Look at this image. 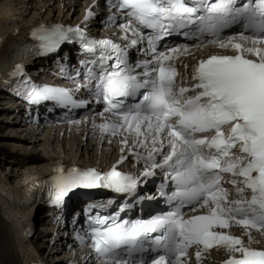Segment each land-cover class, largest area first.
Wrapping results in <instances>:
<instances>
[{"label":"snow or ice","instance_id":"6c2138e0","mask_svg":"<svg viewBox=\"0 0 264 264\" xmlns=\"http://www.w3.org/2000/svg\"><path fill=\"white\" fill-rule=\"evenodd\" d=\"M99 7L93 0L75 26L13 31L3 71L28 105L84 107L73 93L86 92L102 104L93 131L119 137L121 155L107 171L55 167L25 203L61 209L75 190L113 193L84 208L75 239L89 249L87 264H201L214 248L227 254L223 264H264V246L253 247L264 240V0H105L99 22L115 31L95 38L89 21ZM174 36L185 42L169 43ZM65 44L77 46L80 68L58 67L75 88L33 83L18 61ZM209 46L218 51L197 59ZM181 57L194 64L178 82ZM125 152L143 165L138 174L117 170ZM157 170L164 180L141 196ZM157 197L167 210L135 214Z\"/></svg>","mask_w":264,"mask_h":264},{"label":"bare ground","instance_id":"6f19581e","mask_svg":"<svg viewBox=\"0 0 264 264\" xmlns=\"http://www.w3.org/2000/svg\"><path fill=\"white\" fill-rule=\"evenodd\" d=\"M24 2H25V0H23V4H31L33 2V0H28L27 3L26 2L24 3ZM36 2H37V5L41 3L40 0H38ZM44 5H43V7H44ZM74 6L75 5L71 4L68 7H66V11H65L66 14L63 17H66L69 15L70 16L69 18H74L71 16L72 15L71 11H69ZM75 9H77L76 6H75ZM39 10H41V9H39ZM74 11H76V10H73V12ZM77 11H78V9H77ZM59 15H61L60 11H59ZM18 16H20V10H16L15 13L10 12V9L8 10L5 8L0 10V18L3 20H6V19H11V20L13 19L14 20V18L18 17ZM30 18H32V17H30ZM37 18L41 19V17H37ZM22 19L23 18L20 17V20H21L20 22H22V23L30 22V21L34 20L33 18L32 19H23V20ZM37 20L39 21V19H37ZM97 20H99V18H97ZM8 30L0 32V35H3ZM96 30H97V23L94 22L93 20H90L89 21V31H91L93 34L94 32H96V33L98 32ZM43 69H46V67H43ZM4 125H5L4 123L0 122L1 128ZM7 126H9V125H7ZM9 128L12 129V127H8L7 129L9 130ZM12 131L14 132V130H12ZM1 135H2V133H1ZM3 135L4 136H1V137H7V138H5V139L0 138V143H3L5 145L7 144L8 146H10V148L7 149L6 147L2 146L0 148V155L12 154L13 155L12 158H14V157L19 158L20 159V165L22 166V169L27 168V170L29 171L31 169L30 168L31 166H35V168L40 172V171L44 170V168L46 166L45 165L46 162L54 160V157L53 158L44 157V155H43L44 149L43 150L38 149L39 154H34L32 152H25V150H22V148L23 149H25V148L30 149V146H31V149L34 148L35 146L38 145V143H40L42 141V138H39V137L33 138V140L30 139V141H28V139H24V137H22V135H17V136L16 135H9V134H7L9 136H5L6 134H3ZM29 135L31 137H33V134H29ZM34 137H35V135H34ZM57 138L58 137H56V139ZM35 142H37V143H35ZM55 143H58V142H55ZM78 143H79V145L76 146V148H75L76 150L74 148H72L71 151L75 150L76 151L75 153H77L79 146H81V148L84 146L83 147L84 151H86L87 147L90 146V143L89 144L86 143L84 145L81 141H78ZM20 147H21L20 150L15 149V148H20ZM93 148L94 147H89V149H90L89 153L93 152L91 154L92 157H96V156L100 155L101 153H103V151L108 149V147H105L106 148L105 150H94ZM86 154H88V152H86ZM6 161H11V159H8ZM11 162H14V159ZM14 166L17 167L18 164L14 163ZM136 167L138 169H142L143 165H137ZM37 170H35V172H37ZM26 174L31 175L34 173H33V171H31V172L29 171L28 173H23L22 171H18L15 178L20 179L22 176H26ZM0 181H1V179H0ZM4 217L6 219H4ZM67 224H68V222H67ZM39 228L41 229L42 227H39ZM23 242H24L23 239L19 238V231H18L16 223L13 221V214H12L11 209L8 207V203L6 202L5 198L0 196V264H24L25 263V257H24V254L22 252ZM47 257H48L47 260H49L51 262H53V261L57 262L56 259L53 260V258H52L53 256H51V254H48Z\"/></svg>","mask_w":264,"mask_h":264},{"label":"rangeland","instance_id":"374dc122","mask_svg":"<svg viewBox=\"0 0 264 264\" xmlns=\"http://www.w3.org/2000/svg\"><path fill=\"white\" fill-rule=\"evenodd\" d=\"M27 1L28 0H25L26 3H27ZM36 1H38V0H33V2L31 4H23V0H0V10L4 9V8L8 9V10L10 9V12H13V13H15L16 10H20V16L14 18V21L16 20L17 22L21 21L20 17L23 18V19H32V18H37V17H42V19H45V18L49 17V18H52V20H57L56 19L57 17L62 18V19L70 17L69 15L66 16V17H63L66 14V12H65L66 11V7H68V5H66V3L64 5L61 4V6H60L61 8L59 10L58 5H60V4H57V1H54V0H40L41 3L38 4V5H37ZM75 4L77 6V3H75ZM43 5H44V7H43ZM39 9H41V10H39ZM77 9H78V11H77ZM77 9H75V6H74L71 10H69L72 13L71 16L74 17V18H71V19H75L76 17H78V12L80 10L79 6L77 7ZM73 10H76L77 12L76 11L73 12ZM59 11H60L61 15H59ZM30 17H32V18H30ZM12 21H13V19L12 20L11 19L3 20V19L0 18V32L5 31L6 29H9L12 26L11 25ZM100 30H101L100 29V25H98L97 30H96L98 32L96 33V36L100 35ZM1 100L4 101V99H1ZM22 137H24V136H22ZM0 138H4L5 139L7 137H0ZM48 138H49V136H48V134H46L42 138V141L40 143H38V145L35 146L34 148L31 149V146H30V149H27V148L23 149L22 148V150H25V152H32L34 154H39V150H43L44 149L43 150L44 151L43 155L46 156V157H51V156L55 157L57 155H60L61 156L60 158H62V159H65V160H76V162L78 164H82V165L86 164V163L90 164V162L92 160L102 162V161H104V160H106L108 158V154L105 155V153H106L105 151H103V153H101L100 155H98L96 157H92L91 154L93 152L89 153V151H87L88 147H87L86 151H84L83 147L79 148L78 152L75 153L76 151L75 150L71 151V149L69 147L70 143L72 141H69V143H68V150L63 152V153H61L60 150H59V143H55V142L52 143L50 140L48 141ZM24 139H29V138L25 137ZM28 141H30V140H28ZM6 145H4L6 148H10V146H8V145L6 146ZM15 149H19L20 150L21 147L20 148H15ZM86 152H88V154H86ZM9 165H10L9 161H6L1 166L4 168L3 169L4 171H8L10 169ZM30 168L31 169L29 171H34L36 169L35 166H32ZM13 169L14 168H12V170ZM12 170H11V172H12ZM20 171H22L23 173H28L29 172L27 170V168H23ZM11 172H10V174H11Z\"/></svg>","mask_w":264,"mask_h":264},{"label":"water","instance_id":"95a60500","mask_svg":"<svg viewBox=\"0 0 264 264\" xmlns=\"http://www.w3.org/2000/svg\"><path fill=\"white\" fill-rule=\"evenodd\" d=\"M55 166H60V167H62L63 164H62V163H59V164H57V165H55ZM79 167H82V166H79Z\"/></svg>","mask_w":264,"mask_h":264}]
</instances>
